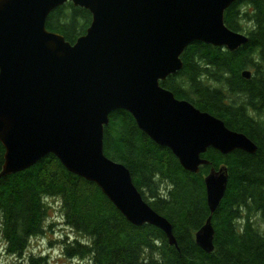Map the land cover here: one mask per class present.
I'll return each mask as SVG.
<instances>
[{"label": "water", "instance_id": "1", "mask_svg": "<svg viewBox=\"0 0 264 264\" xmlns=\"http://www.w3.org/2000/svg\"><path fill=\"white\" fill-rule=\"evenodd\" d=\"M235 1L0 0V177L53 154L94 182L129 222L153 225L175 245L171 223L143 199L128 168L105 156L104 127L111 112L127 111L191 173L208 163L201 154L209 147L254 153L247 135L160 84L182 68L183 51L196 41L231 51L247 42L224 23ZM66 2L91 14L73 43L46 27L49 13ZM227 182L225 165L204 177L210 214L195 242L206 252L214 247L211 217Z\"/></svg>", "mask_w": 264, "mask_h": 264}, {"label": "trees", "instance_id": "2", "mask_svg": "<svg viewBox=\"0 0 264 264\" xmlns=\"http://www.w3.org/2000/svg\"><path fill=\"white\" fill-rule=\"evenodd\" d=\"M223 18L229 29L246 34L247 42L231 51L196 41L183 51L182 68L160 84L247 135L256 144L254 153L235 149L223 154L209 147L201 154L208 163L191 173L140 130L127 111L111 112L104 127L105 156L128 168L143 199L171 223L176 244L153 225L129 222L94 182L48 154L23 171L0 177V233L9 254L20 255L29 236L43 234L48 207L41 196L47 195L60 197L64 223L78 237L92 240L91 246L79 239L64 242L67 257H89L93 264H144L145 256L148 264H264V233L253 221L257 215L264 219V63L253 59L259 53L264 61V0L235 1ZM90 21L88 10L66 2L49 13L46 27L73 43ZM244 69L251 70L250 78L242 76ZM3 156L0 143V172ZM222 165L228 182L211 217L214 247L206 252L195 242V232L210 214L204 177ZM157 173L160 180L154 181ZM164 181L174 185L168 199L159 194ZM45 258H31L30 264H46Z\"/></svg>", "mask_w": 264, "mask_h": 264}, {"label": "clouds", "instance_id": "3", "mask_svg": "<svg viewBox=\"0 0 264 264\" xmlns=\"http://www.w3.org/2000/svg\"><path fill=\"white\" fill-rule=\"evenodd\" d=\"M255 63L261 64L264 61L261 60L259 53L254 54L253 57ZM227 76L228 74L225 73ZM154 181H159L160 176L157 173L153 177ZM174 185L164 181L160 184L159 187V194L161 198L168 199V193L173 190ZM41 202L47 206L48 208L52 209V215L46 217L44 220V227H43V235L37 234L34 236H29L27 247L25 252L22 256H17L16 254H9L7 249L9 244L6 240H0V264H30V259L34 257H48L49 259L46 261V264H55V261L64 259V249L62 246H56L53 248L48 247V234H47V225L55 222L59 228L54 229L53 231V239L56 240H64L65 235H69L71 240L79 239L81 244H86L91 246L92 240L91 238H87L84 236H77L75 234V229H73L70 225L64 223L65 217L61 208L63 206V201L60 197H50L47 195L41 196ZM243 211V210H242ZM237 223H242V220H237ZM264 228V225H262ZM60 229H63L61 231ZM242 231V229H241ZM153 243L159 245L158 240H154ZM144 252H147V249H144ZM70 264H93L92 259L89 257L81 258L79 255L73 256L70 259ZM144 264H148L147 257H144Z\"/></svg>", "mask_w": 264, "mask_h": 264}, {"label": "rangeland", "instance_id": "4", "mask_svg": "<svg viewBox=\"0 0 264 264\" xmlns=\"http://www.w3.org/2000/svg\"><path fill=\"white\" fill-rule=\"evenodd\" d=\"M52 215V209L48 208V211H47V215L46 217H49ZM45 217V218H46ZM253 221H255L254 223H256L257 227L260 229L261 232L264 233V228H262V225H264V219L263 218H260L258 215L255 216L253 218ZM59 228V226L53 222L51 224H48L47 225V234H48V237H49V240H48V247L49 248H53V247H56V246H64V242H68V241H72L70 239V236L69 235H65L64 237V240L60 241V240H56V239H53L52 236H53V231L54 229H57ZM61 231H63V229H60ZM44 234V232H43ZM41 234V235H43ZM0 240H3L2 236H1V233H0ZM27 247V246H26ZM26 247L24 248V250L22 251V253L20 255H17V256H22L25 252V249ZM11 255V254H10ZM46 257V256H45ZM46 261L49 259L48 257L45 258ZM70 259L71 257H67L65 254H64V259H61V260H58V261H55V264H70ZM83 259V258H82ZM14 264V262H13Z\"/></svg>", "mask_w": 264, "mask_h": 264}]
</instances>
